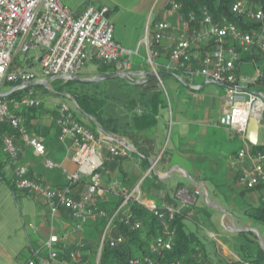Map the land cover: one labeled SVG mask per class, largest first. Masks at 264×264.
Wrapping results in <instances>:
<instances>
[{"label":"built area","instance_id":"built-area-1","mask_svg":"<svg viewBox=\"0 0 264 264\" xmlns=\"http://www.w3.org/2000/svg\"><path fill=\"white\" fill-rule=\"evenodd\" d=\"M107 12L106 8L88 5L80 15H76L61 0H0V86L6 82L13 85L11 90L15 88L13 91L19 92L12 100L0 98V123L8 122L18 133L17 139L3 134L0 143L11 169L12 188L40 198L48 209L49 235L42 245L48 263L89 264L85 260L87 253L83 250L84 246L80 241L74 242L73 236L76 229L79 230L89 221L108 217L97 202L104 193L101 187L104 165L106 161L116 162L127 158L130 151L103 135L96 136L72 115L70 107L61 104L56 110V125L60 132L58 142L70 153L69 159L75 169L72 173L63 171L65 182L61 187H51L19 162L27 150L44 158L46 147L43 137L27 133L24 119L15 112L42 105L41 99L25 84L43 82L44 78L71 81L72 76H80L87 62L121 73L122 79L128 84H143L147 72L132 70V58L140 57L139 47L134 51L127 50L115 40L114 25ZM231 12L254 22L256 27L241 31L226 19L215 21L205 7L200 8L198 15L183 14L182 5L169 0L164 12L165 19L146 23L140 46L145 51L143 58L149 68L148 73L155 76L163 90L161 78L158 77V73L162 72L176 73L195 89L198 87L191 83L200 78L204 83L213 82L224 87L230 106L219 123L230 132L240 135L245 142L234 154L232 167L237 170L238 183L245 191L254 193L264 213V149H253L244 138L249 119L252 116L260 119L264 110V93L249 89L251 85L264 84V71L257 68L252 78L237 74L240 54L251 53L254 49L264 52V7L260 5L253 8L249 0H236ZM211 42L214 47L210 51L207 47ZM29 52L35 53L32 61L38 64V71L13 68L15 56L18 53L27 55ZM25 62H28L27 57ZM106 142L108 148L104 155L103 144ZM44 161L45 168H56L48 159ZM140 183L134 185L131 191L123 192L122 203L108 217L100 248L92 264L100 263L102 244L117 220L132 232L141 229V222L134 219L128 209L130 202L142 204ZM78 184H83V190L76 196L75 186ZM198 195V189L189 193L181 188L178 191L181 200L179 206L147 207L161 229L149 246L153 255L160 256L172 250L175 230L171 224L181 210L195 204ZM61 210L67 211L69 218L77 223L76 229L58 231L56 222ZM262 223L264 225V219ZM122 241L121 236L110 238L108 244L114 248ZM137 263L135 261L132 264ZM144 263L179 264L161 263L153 258H146ZM25 264L44 262L35 252ZM240 264L257 263L249 261Z\"/></svg>","mask_w":264,"mask_h":264},{"label":"crops","instance_id":"crops-1","mask_svg":"<svg viewBox=\"0 0 264 264\" xmlns=\"http://www.w3.org/2000/svg\"><path fill=\"white\" fill-rule=\"evenodd\" d=\"M97 2V4L90 2L83 3V5L78 6L73 11L65 6L64 3L63 5L76 15H80L88 5H93L96 8H106L108 11L107 16L114 25L115 40L127 50L134 51L139 47V56H141L138 57L140 58L139 60H133L132 70L135 72L144 71L148 73L149 68H146L147 65L143 58L145 55L144 48L142 54H140L143 47L140 46V42L144 37H142L143 33L145 35V26L148 22L149 15H142L139 20H133L131 23L128 20L127 23L124 24V16L119 17L112 14L111 9L105 4L104 0H98ZM167 3L168 2L164 3L160 10L165 12ZM156 19L159 18L157 17ZM160 62H162V60H160ZM249 62L252 61H243L237 65V74L239 76H241V72L244 70L243 66ZM252 64L254 67L255 63L252 62ZM103 74L110 73L105 72L99 74L97 69L96 74L87 76L83 79L96 78ZM163 77L162 84L165 83L169 86V93L173 100L169 105L165 102H159L163 100L162 96L153 98L154 94L159 91V85L149 84L147 78L143 81V87L140 88L131 85H129V88H125L121 87L120 84L121 90L119 92H113L110 86L111 93L113 94L124 92L132 96L126 107H116V112L112 116L114 120V137H118L132 146L134 152H130L127 158L117 160L116 163L105 162L107 168H105V173L101 179V187L104 189V193L97 199L102 209L110 210L114 208L123 192L131 191L133 186L139 182H141V205L146 209L150 206H157L159 208H162V206H179L181 200L178 198V191L181 188L189 193L197 189L200 190V195L196 197V205L199 197L206 199L209 193L216 196L219 190L222 194H225V192H229V189L232 188L233 183H238L236 178L237 170L232 167V158L236 151L244 146L245 142L240 135L232 131L230 132L217 121L221 119L224 112L227 111L230 106L229 100L225 97L224 87L218 84L204 83L200 78L195 79V84H193L194 81L191 83V85L198 87L195 89L180 76L164 75ZM177 78H179L184 85H182ZM210 85L221 88L224 93L222 96L213 93L215 95V97L212 98L214 111H211V109H209L210 111L203 109L201 112L200 108L204 103L202 97L204 95L203 93H212L211 89L208 90ZM249 89L251 91L260 90L264 93V84L258 83V85H251ZM164 90L166 96H168L165 86ZM218 104L219 107H217ZM140 110L150 112L151 116L148 119L146 118L142 123L135 124V114L140 113ZM216 110L217 113H219L217 116L218 119H214ZM171 129L174 132L172 138L169 136V131ZM97 131L98 135H101L99 130ZM131 135L135 136L136 143L140 148L142 147L144 150L143 153H145L146 156L141 154V152L139 153L135 144L128 140V137ZM60 148L58 144L54 145L52 149L46 147L44 158L36 156L32 151L27 150L22 155L20 162L27 166L28 169L32 168L31 170L33 172H31V174L33 173L35 176H38L36 173L40 174L41 176H39V178H41L45 184L54 188H59L65 182L63 171L72 173L75 169V165H73L69 159L70 153H68L64 146L62 149ZM107 148L108 145L106 142L103 144L104 155H106ZM45 159L55 164V169L59 171L45 168ZM144 160H146L145 166L143 165ZM149 169L151 170L149 171ZM175 176L178 177L179 180H177L175 184L169 183V179ZM143 178L144 180L142 181ZM147 179L149 181L145 185ZM81 190H83V184L75 186L76 196L79 195ZM245 194L248 195L251 204L247 207L252 209L249 214L250 218L258 226L264 228L263 223L256 219V210L260 208L257 198L254 193L245 191L242 187L239 196ZM188 214L189 217L185 220V228L187 232L196 234V242H198L195 247L196 252L193 256L195 264H240L241 262H249L255 259L249 256L251 252L247 253L242 251L240 247L241 244L238 245L234 243L233 249H229L224 243L218 241L217 235L214 233H209L208 235L217 253H212L213 250L210 252L208 244H211V242L201 237V231L195 228L197 226L196 223H194L195 227L189 225L193 223L191 218L194 217L195 212L189 210ZM229 216L231 220L228 218L227 213H225L222 218V225L229 233L237 232L240 234L249 228L247 223L242 225L243 228L234 227L235 222L233 217L232 215ZM46 218L45 223L36 229L39 239L38 249L43 248L42 245L49 235L48 209ZM76 226L77 223L69 218L68 212L61 210L60 216L56 222L58 231L62 232L76 229ZM30 229H32V227H30ZM249 230L258 233L259 228L257 230L249 228ZM88 233H90V231L86 230L84 225L79 230L76 229L75 236H73L74 242H82V239ZM21 241L19 240V243L11 242V246L5 249L0 244V264H25L27 260L32 258L35 252H38L44 264H50V261L49 263L47 261V257L41 255V252H39L37 248L31 246L30 238L27 234L26 241L28 247L23 248L27 250L30 249L31 255L24 261L18 262ZM87 257L88 255L86 254L85 260H88L89 264H92L93 259H88ZM260 258L262 257L260 256Z\"/></svg>","mask_w":264,"mask_h":264},{"label":"rangeland","instance_id":"rangeland-1","mask_svg":"<svg viewBox=\"0 0 264 264\" xmlns=\"http://www.w3.org/2000/svg\"><path fill=\"white\" fill-rule=\"evenodd\" d=\"M65 6L70 8L72 11L75 10L78 6L83 5V3L90 2L97 4L98 0H61ZM103 1V0H100ZM169 0H104L105 4L111 9L112 14L115 16L125 17V23L129 20L130 23L133 20H139V18L146 14L149 15L148 21L154 20L157 17L159 19H165L166 14H164L163 10H160L164 3ZM146 20V19H145ZM144 36V33L142 37ZM143 47L140 51L142 54ZM35 56L34 52H29L27 55L23 53H18L14 58V67H20L22 69L30 70L32 72L38 71V64L32 61V58ZM141 56V55H140ZM28 58V62H25V58ZM139 60L138 57H133V60ZM256 66V69H255ZM97 64L92 62H87L83 70L80 72L81 78H86L87 76H91L97 73ZM257 67L261 70H264V58H260L256 61L254 67L252 62L245 64L243 66V72H241V76L252 78L255 75ZM146 68H148L146 66ZM47 78H44L46 80ZM43 80V81H44ZM39 82V81H36ZM65 81L57 78L55 80L47 82L43 86H33L30 89L41 99V107L37 109V115L39 118L40 124L50 126L56 118H54V114L52 111L57 110L58 106L61 104H65L70 107L72 110L76 108V103L71 101L65 93L69 90V87L65 85ZM196 83L194 80L193 84ZM120 84H124V80L122 78L109 79L106 81H100V83H95L91 85L89 88L90 92L94 93L96 98L101 102L100 104V116L102 119L108 123V125L113 128V114L116 112V107H126L127 103L130 101L132 96L130 94H126L124 92L113 94L111 93V87L113 92H119L121 90ZM163 85L166 88L168 96H166L163 88L159 86L160 93L162 95V99L167 105L173 102L170 93L169 86L165 83ZM111 86V87H110ZM13 85L4 82L0 86V91L5 94L8 93ZM125 88H129L130 86L125 85ZM212 91V93L207 94L203 93L202 96L204 99V103L202 105L201 112L203 109H214L213 105V97L215 95L222 96L223 90L216 86H209L208 90ZM60 93V95H55ZM215 95H214V94ZM199 94V93H196ZM201 96V95H200ZM116 105V106H115ZM115 106V107H114ZM219 107V104L218 106ZM168 110V109H167ZM214 111V110H213ZM200 112V111H199ZM214 119H218L217 110L215 112ZM35 114V115H36ZM217 121H220L219 119ZM85 124H89V121H85ZM171 127V126H170ZM169 136L172 138L174 136V132L172 129L169 131ZM258 146H264V123L261 124L258 133ZM20 141V140H18ZM55 171H59L56 169ZM11 169L8 166L7 157L1 148L0 143V244L5 249L11 246V242L22 241L20 246V255L18 256V262L24 261L27 259L31 253L30 249L27 250L23 247H28V243L26 241V234L30 238L31 246L33 248L38 249V236L36 233V229L41 226L46 221L47 209L43 204L42 200L34 195H29L24 193L23 191H15L11 186L12 179ZM144 178L142 179V181ZM179 180L178 177H173L169 179V183L175 184ZM148 179L146 180L145 185L148 183ZM242 191V186L238 183H233L229 192H222L219 190L216 193V196L211 193L205 198L199 197L198 202L194 206H190L189 210L195 212L194 217L191 218L193 227H195L194 223L197 224L196 229L201 231V237L206 238L207 241H210L211 244H208L209 251L212 253H217L216 249L213 245L211 239H209V233H214L217 235V239L219 242L224 243L229 249H233L235 244H246L250 245V257L256 258L259 257L257 252L260 255H264V228L258 226L254 221L250 218L249 214L252 209L247 208L250 204L248 195L239 196V192ZM208 200V201H207ZM228 214V218L231 220L229 215H232L234 220V227H242L247 223L250 229H258V233L246 229L243 233H229L227 229L222 225V218L224 214ZM189 222V221H188ZM32 227V229H30ZM240 238V239H237ZM235 240V241H234ZM41 252V255L46 257V253L42 249H38ZM95 258L93 256L90 259ZM94 261V260H93ZM15 263V262H14ZM16 264V263H15ZM50 264H56L53 261H50Z\"/></svg>","mask_w":264,"mask_h":264},{"label":"trees","instance_id":"trees-1","mask_svg":"<svg viewBox=\"0 0 264 264\" xmlns=\"http://www.w3.org/2000/svg\"><path fill=\"white\" fill-rule=\"evenodd\" d=\"M176 2L180 3L182 5V13L188 14V13H194L198 15L199 10L201 7H205L208 12L211 14L212 18L215 21H221L222 19H226L232 23H234L241 31L242 30H249L251 28H255V23L248 21L243 16H237L233 12H231V6L236 0H175ZM252 4L253 8H256V6L262 5L264 7V0H249ZM156 21V20H155ZM214 43L211 42L209 46L207 47L208 50H213ZM241 55L240 62L243 61H252L253 63H256V61L259 59V57L264 58V52L260 50L254 49L251 53H243ZM114 73V71L106 66L98 65V73ZM167 75H174L178 76L176 73H167L162 72ZM164 77H161V81L163 82ZM151 85H158L156 79H151L148 81ZM94 83H78L75 81H68L65 83L66 86L69 87V90L65 93L69 97L71 101L76 103V108H73L72 115L76 117V119L83 124L86 128H88L90 131H92L96 136L98 135L97 130H103L111 135L114 136V130L111 128L107 122H105L102 119V116H100V103L99 100L96 98L95 94L90 92V86ZM144 84V83H143ZM143 84L140 85H133L128 84L124 81V84L121 85V87H124L125 85L134 86V87H143ZM19 95V92L15 91L8 97H6L7 100L15 99ZM60 95V93L55 94ZM159 96H162L160 93V90L157 91L154 94L153 98H157ZM160 103L164 102V100H160ZM41 107V106H40ZM38 108H30V109H21L16 111L15 113L20 115L24 119V127L27 131V133L41 136L45 139V146L49 148H53L54 145L58 144L60 145V149H62V145L58 142V136H59V129L56 125V116L57 112L56 110L52 111L54 114V124L52 123L50 126L42 125L39 122V118L37 113ZM36 114V115H35ZM150 112H146L143 110H140V113H136L134 117V123H142L145 121V119L149 118ZM89 121V124H85V121ZM114 124V120H113ZM3 134H7L11 136L14 139H17L18 133L15 129L11 127V125L8 122H1L0 123V137ZM141 139V138H139ZM128 140L132 141L133 144H135V147L137 148V151L144 156H146L144 150L142 147L140 148L138 144L136 143L135 136L131 135L128 137ZM253 149L260 150L264 149V146H255ZM45 157V156H44ZM22 156L19 159V162L21 160ZM117 162V161H116ZM115 162V163H116ZM143 165L145 166L146 160L143 161ZM22 164V162H21ZM104 168H107L104 165ZM32 168H29L30 172H33L31 170ZM145 169V167H144ZM56 170V169H54ZM39 176L40 174L36 173ZM237 178V177H236ZM122 196L117 200L116 205L114 208L110 210H105L106 215L110 217L120 206L122 203ZM100 206V205H99ZM128 209L129 212L134 216V219L139 220L141 222V229L137 231H130L126 226L123 225L119 220H117L114 223V226L110 232V235L105 239L103 242V246L100 251L99 264H132L135 263V261H138L137 264H145L144 260L146 258H153L156 261H159L161 263H175L179 262V264H195L194 261V254L196 252L195 247L198 244L196 242L197 236L193 232L189 233L187 232L185 228V220L189 217V208L183 209L179 212L178 215H176L175 220L172 222L171 227L175 230V238H174V246L172 250L163 252L162 255H153L150 252L149 246L150 243L154 240L155 237H157L160 233V226L156 218L153 217L149 213V211L144 208L142 205L138 204L137 202L133 201L128 203ZM257 212V220H259L261 223L264 219V213L260 208L256 210ZM120 216V214H119ZM108 217L105 219L102 218H96L93 221H89L87 224L84 225L86 230H89L90 233H88L84 238L82 239V245L84 246L83 250L87 253L88 259L92 258L93 256H96L98 253V250L100 248V240L103 233V229L105 227V224L107 223ZM76 223V222H75ZM122 237L123 241L120 245L112 248L110 247L109 239L110 238H117ZM250 245L241 244V249L243 252L250 253L249 247ZM259 257H256L253 261L257 264H264V255H260L259 252H257ZM260 256L262 258H260ZM65 257V255H64Z\"/></svg>","mask_w":264,"mask_h":264},{"label":"water","instance_id":"water-1","mask_svg":"<svg viewBox=\"0 0 264 264\" xmlns=\"http://www.w3.org/2000/svg\"><path fill=\"white\" fill-rule=\"evenodd\" d=\"M165 74L164 73H158V77H163ZM147 79L151 80V79H155V76L151 73H147ZM123 75L121 73H110V74H103L100 75L96 78H90V79H83L80 76H72L71 81H75L78 83H82V84H86V83H100V81H106L109 79H115V78H122ZM57 78H47L46 80H44L43 82H29L28 84H25V86L27 88L29 87H33V86H43L45 85L47 82L55 80ZM180 83L182 85H184V83L177 78ZM210 84H217V83H213V82H209ZM221 86V84H218ZM186 86V85H185ZM15 88H13L12 90H10V92L8 93H0V98H6L9 95H11L14 91ZM264 123V110L261 112V116L260 119L256 116H252L248 123H247V130L245 133V139L246 141H248L250 143V145L252 146V148H254L255 146H258V133H259V129L261 127V124ZM99 133L101 135H103L105 138L112 140L113 142H115L116 144H121L122 146H124L126 149H128L130 152H134V149L132 146H130L129 144H127L125 141H123L122 139H119L118 137H114L113 135L105 132V131H101L99 130Z\"/></svg>","mask_w":264,"mask_h":264}]
</instances>
